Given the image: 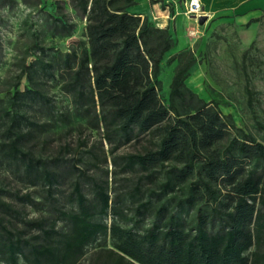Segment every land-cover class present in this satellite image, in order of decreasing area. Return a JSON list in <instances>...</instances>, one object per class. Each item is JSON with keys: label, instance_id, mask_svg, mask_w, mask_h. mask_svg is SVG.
Instances as JSON below:
<instances>
[{"label": "trees", "instance_id": "obj_1", "mask_svg": "<svg viewBox=\"0 0 264 264\" xmlns=\"http://www.w3.org/2000/svg\"><path fill=\"white\" fill-rule=\"evenodd\" d=\"M54 1L52 34L70 38L77 23ZM17 5L0 0V24ZM136 5L70 0L84 38L48 59L34 42L39 57L0 97V169L19 184L0 188V264H264V121L254 115L258 140L189 89L195 57L168 58L173 37L130 13ZM177 61L164 100L161 72ZM51 80L67 105L49 95ZM245 92L253 109L248 78ZM74 132L75 146L46 154L51 135Z\"/></svg>", "mask_w": 264, "mask_h": 264}, {"label": "rangeland", "instance_id": "obj_2", "mask_svg": "<svg viewBox=\"0 0 264 264\" xmlns=\"http://www.w3.org/2000/svg\"><path fill=\"white\" fill-rule=\"evenodd\" d=\"M18 5L13 9H2V23L0 24V97L4 98L7 91L11 90L15 83V77L20 73L23 63L35 61L40 51L35 48V43L47 49V56L53 55V49L63 53L68 52L76 40L84 38L85 22L81 21L70 7V0H63L66 9L72 15V20L77 23V28L70 38L54 37L50 29L48 13L55 15L56 7L54 0H42L40 7L34 6L35 0H17ZM182 11L198 24L193 30V44L185 49L184 63L190 55L196 59V64L190 70V76L186 81L189 89L199 94L207 101H215L225 114H231L238 127L262 140L263 133L257 128L254 115L264 121V16L254 24L255 38L245 44L249 37L247 26L238 32V27L232 22H227L223 17L205 13L208 20L200 25L198 18L188 14V4L179 3ZM169 5H173L169 2ZM252 29V28H251ZM249 31V29H248ZM247 42V41H246ZM253 44V45H252ZM252 45V46H251ZM168 57V56H167ZM167 59V58H166ZM179 61L168 66L164 63L161 72L163 88L161 95L167 100L170 92V84ZM247 78L251 88L258 94L251 109L247 104L245 87ZM28 85L27 79H23L20 89L24 90ZM47 89L49 95L59 107L69 103V98L60 90L58 82L51 80ZM43 119V117H41ZM77 133L64 136V134L51 135L52 142L48 146L46 154L51 157L58 151L60 145L68 142L73 146L77 142ZM99 140L96 134L91 137V142ZM107 148V145L105 144ZM126 151H131L127 148ZM73 155V154H72ZM105 168V166H102ZM111 170V167H109ZM19 184L15 177L6 168L0 169V188L13 192ZM65 193L68 194L70 187L65 185ZM22 193L34 191L21 187ZM41 191L36 193V200L40 201ZM8 200V198H5ZM43 210L37 211L28 207V218H37ZM21 264L23 262L21 261Z\"/></svg>", "mask_w": 264, "mask_h": 264}, {"label": "crops", "instance_id": "obj_3", "mask_svg": "<svg viewBox=\"0 0 264 264\" xmlns=\"http://www.w3.org/2000/svg\"><path fill=\"white\" fill-rule=\"evenodd\" d=\"M137 5L131 7L129 12L148 18L149 22L160 29H168L176 45L167 54L170 56L180 54L193 44V30L198 24L189 18L181 9L179 3L188 4L190 0H135ZM205 13L216 17H223L227 22H232L240 29L249 25L252 20L264 16V0H199ZM172 2L173 5H169ZM247 26L249 37L243 39L247 44L255 38L254 24ZM252 28V29H251ZM249 29V31H248ZM164 68V66H163Z\"/></svg>", "mask_w": 264, "mask_h": 264}, {"label": "built area", "instance_id": "obj_4", "mask_svg": "<svg viewBox=\"0 0 264 264\" xmlns=\"http://www.w3.org/2000/svg\"><path fill=\"white\" fill-rule=\"evenodd\" d=\"M188 14L199 17L204 16V10L199 0H190L188 3Z\"/></svg>", "mask_w": 264, "mask_h": 264}, {"label": "water", "instance_id": "obj_5", "mask_svg": "<svg viewBox=\"0 0 264 264\" xmlns=\"http://www.w3.org/2000/svg\"><path fill=\"white\" fill-rule=\"evenodd\" d=\"M207 20H208V16L204 15V16L199 17L198 22L200 25H204L207 22Z\"/></svg>", "mask_w": 264, "mask_h": 264}]
</instances>
